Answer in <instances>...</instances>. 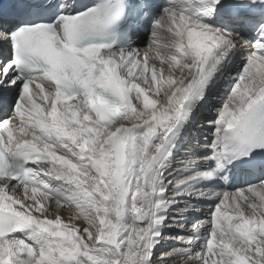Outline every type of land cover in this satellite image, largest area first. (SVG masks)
Segmentation results:
<instances>
[{"label":"snow or ice","instance_id":"obj_1","mask_svg":"<svg viewBox=\"0 0 264 264\" xmlns=\"http://www.w3.org/2000/svg\"><path fill=\"white\" fill-rule=\"evenodd\" d=\"M0 264H264V0H0Z\"/></svg>","mask_w":264,"mask_h":264},{"label":"bare ground","instance_id":"obj_2","mask_svg":"<svg viewBox=\"0 0 264 264\" xmlns=\"http://www.w3.org/2000/svg\"><path fill=\"white\" fill-rule=\"evenodd\" d=\"M224 87H226V85L221 84V85H219V87L217 89L214 90L215 98H213V99L217 102L218 106L221 103V95H222V91H223ZM215 108L216 107H214V108L212 107L211 111H209L208 104L205 105V107L201 109L200 113L197 114V119L202 120L205 116L212 115V113L215 112ZM205 111H207V112L205 113ZM208 112H211V113L209 114ZM200 116H202V118L199 119ZM53 210L56 211L55 208ZM59 211L61 212V214L65 218H67L71 214L67 209H60Z\"/></svg>","mask_w":264,"mask_h":264},{"label":"rangeland","instance_id":"obj_3","mask_svg":"<svg viewBox=\"0 0 264 264\" xmlns=\"http://www.w3.org/2000/svg\"><path fill=\"white\" fill-rule=\"evenodd\" d=\"M213 100V101H212ZM218 106L217 102L214 99L210 100V103L208 104V108L211 109L212 107ZM202 118V116L199 117V119Z\"/></svg>","mask_w":264,"mask_h":264}]
</instances>
